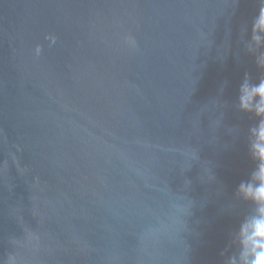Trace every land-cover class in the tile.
Masks as SVG:
<instances>
[{"label":"water","instance_id":"water-1","mask_svg":"<svg viewBox=\"0 0 264 264\" xmlns=\"http://www.w3.org/2000/svg\"><path fill=\"white\" fill-rule=\"evenodd\" d=\"M262 208L264 0H0V264H229Z\"/></svg>","mask_w":264,"mask_h":264},{"label":"clouds","instance_id":"clouds-1","mask_svg":"<svg viewBox=\"0 0 264 264\" xmlns=\"http://www.w3.org/2000/svg\"><path fill=\"white\" fill-rule=\"evenodd\" d=\"M258 211L264 213V208ZM242 228V248L229 264H264V215H254Z\"/></svg>","mask_w":264,"mask_h":264}]
</instances>
